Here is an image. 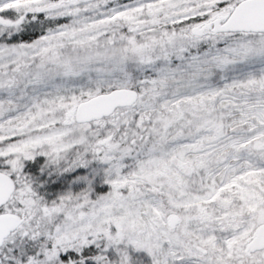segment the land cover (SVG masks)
Instances as JSON below:
<instances>
[{
    "label": "snow or ice",
    "instance_id": "6c2138e0",
    "mask_svg": "<svg viewBox=\"0 0 264 264\" xmlns=\"http://www.w3.org/2000/svg\"><path fill=\"white\" fill-rule=\"evenodd\" d=\"M0 264H264V0H0Z\"/></svg>",
    "mask_w": 264,
    "mask_h": 264
}]
</instances>
